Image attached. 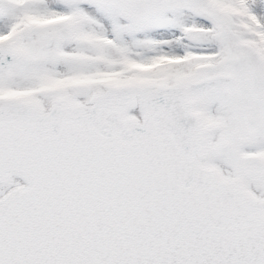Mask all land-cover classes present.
I'll return each mask as SVG.
<instances>
[{"label":"snow or ice","instance_id":"snow-or-ice-1","mask_svg":"<svg viewBox=\"0 0 264 264\" xmlns=\"http://www.w3.org/2000/svg\"><path fill=\"white\" fill-rule=\"evenodd\" d=\"M0 264H264V0H0Z\"/></svg>","mask_w":264,"mask_h":264}]
</instances>
